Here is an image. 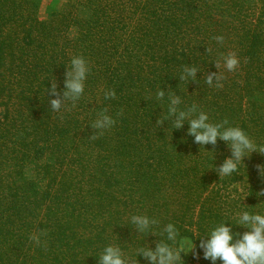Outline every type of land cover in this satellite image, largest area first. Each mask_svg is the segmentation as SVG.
<instances>
[{
    "label": "trees",
    "instance_id": "16d2710c",
    "mask_svg": "<svg viewBox=\"0 0 264 264\" xmlns=\"http://www.w3.org/2000/svg\"><path fill=\"white\" fill-rule=\"evenodd\" d=\"M244 1L71 0L40 18V0H0V264H98L108 245L149 264L136 249L166 241L160 232L168 223L179 233L175 247L183 239L195 246L181 264H212L199 237L225 221L242 235L235 213L264 214L256 168L264 155L253 152L219 177L215 169L231 156L226 143L200 146L187 121L175 129L168 118L175 93L181 110L195 103L210 123L227 120L264 145L258 0H250L251 18ZM229 52L238 68L217 70ZM73 56L89 67L84 92L75 107L69 101L52 111L56 97L47 90L55 80L62 94ZM186 65L199 70L196 81L179 79ZM218 71L223 87L208 86L205 75ZM108 89L114 99H105ZM105 109L116 123L91 140L90 126ZM132 215L159 225L138 234ZM34 232L46 233V247L29 240Z\"/></svg>",
    "mask_w": 264,
    "mask_h": 264
},
{
    "label": "clouds",
    "instance_id": "9594fccd",
    "mask_svg": "<svg viewBox=\"0 0 264 264\" xmlns=\"http://www.w3.org/2000/svg\"><path fill=\"white\" fill-rule=\"evenodd\" d=\"M212 39L217 44L223 45L224 43L222 35L214 36ZM206 52H211V49H206ZM214 66L217 70L223 67L228 72H233L238 68L239 60L235 52H229L226 55L222 54L216 60ZM198 71L196 67L186 65L183 67L179 79L194 82L197 80ZM88 72L89 67L82 56L71 58L70 65L64 73V91L62 94L57 91L55 80L51 81V87L47 90L50 96L56 97L49 101L52 111L59 112L65 102L69 101L75 107L76 102L84 92V82ZM224 79L223 73L219 71L205 75V83L210 87L222 88ZM165 93V91L159 89L156 96L162 100ZM115 96L116 93L113 89L104 91L105 99H114ZM168 99V118L172 120L173 128L180 129L187 121V134L194 137V143L200 146L212 145L214 147L217 141L220 140L228 146L231 153L230 158H226L215 169L219 177L230 176L232 173L237 172L238 165L253 152L264 155V145L258 146L238 126L226 127L228 125L227 120L220 123H210L207 113L199 110L195 103L186 110H181L178 107L182 103L181 98L175 93H169ZM106 113L107 109L98 114L90 126L94 133L89 139H98L105 130L115 125L116 121ZM163 122V120L157 119L156 126L159 127ZM256 168L259 175L264 177V165H257ZM257 196H264V189H261ZM234 218L237 220V225L247 229V231L242 235L233 233L231 226H225L226 221L215 225L205 236L199 237L198 247L203 252V259L212 261V264H215L218 259L223 264H264V214L241 211L235 213ZM130 222L134 225L138 234L150 232L153 226L159 225L157 219H150L146 215H132ZM43 235H46V233L34 232L29 236V240L36 246L46 247V242L42 244L41 241ZM151 235L156 236V233L153 232ZM160 235H166V241L172 243L158 239L155 242L154 250L144 244L136 249V257H143L149 264H181L183 250L174 246L179 235L177 228L172 223H168L163 227ZM192 249L193 243L190 250ZM98 264H137V260L126 256L119 246L108 245L99 253Z\"/></svg>",
    "mask_w": 264,
    "mask_h": 264
},
{
    "label": "rangeland",
    "instance_id": "374dc122",
    "mask_svg": "<svg viewBox=\"0 0 264 264\" xmlns=\"http://www.w3.org/2000/svg\"><path fill=\"white\" fill-rule=\"evenodd\" d=\"M74 1V0H72ZM41 2V6L39 9V16L40 18H43L45 16L46 13H48L49 11H59L62 7H64L65 5H67V3H70L71 0H40ZM243 8H242V13L243 15L247 16L248 18H251V14L249 12V9L253 12V5L251 3L250 0H246L243 2ZM256 7V12H257V18L259 20V27H260V32H261V44H260V53L262 50V53L260 54V56L262 57V59H264V5L263 2L258 0L257 2V6ZM252 21V20H251ZM257 23V20L255 22H253V24L255 25ZM251 24V22H249V20H247L246 22V27L249 26ZM262 96V97H261ZM264 90H263V94H260V99H259V105L260 107H262V111L264 112ZM191 241L188 239H183L180 242V248L183 250V254L186 256H193L194 255V245H193V249H191ZM189 251V252H188ZM188 252V253H187ZM187 253V254H186Z\"/></svg>",
    "mask_w": 264,
    "mask_h": 264
}]
</instances>
